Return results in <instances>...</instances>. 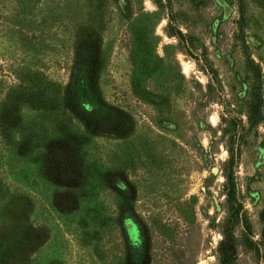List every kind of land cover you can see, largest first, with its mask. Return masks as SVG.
Returning a JSON list of instances; mask_svg holds the SVG:
<instances>
[{
  "label": "rangeland",
  "instance_id": "rangeland-1",
  "mask_svg": "<svg viewBox=\"0 0 264 264\" xmlns=\"http://www.w3.org/2000/svg\"><path fill=\"white\" fill-rule=\"evenodd\" d=\"M225 231L264 264V0H0V264H221Z\"/></svg>",
  "mask_w": 264,
  "mask_h": 264
},
{
  "label": "trees",
  "instance_id": "trees-1",
  "mask_svg": "<svg viewBox=\"0 0 264 264\" xmlns=\"http://www.w3.org/2000/svg\"><path fill=\"white\" fill-rule=\"evenodd\" d=\"M223 237L224 239L221 241L220 245H219V252H220V255H221V258H220V261H221V264H227L226 263V254L228 251H230V247L232 245V235L229 231H225L223 232Z\"/></svg>",
  "mask_w": 264,
  "mask_h": 264
},
{
  "label": "water",
  "instance_id": "water-1",
  "mask_svg": "<svg viewBox=\"0 0 264 264\" xmlns=\"http://www.w3.org/2000/svg\"><path fill=\"white\" fill-rule=\"evenodd\" d=\"M220 4L224 5V0H217ZM226 9V12H229V8L228 7H225ZM213 171H216L217 172V169H214ZM214 172V173H216Z\"/></svg>",
  "mask_w": 264,
  "mask_h": 264
}]
</instances>
